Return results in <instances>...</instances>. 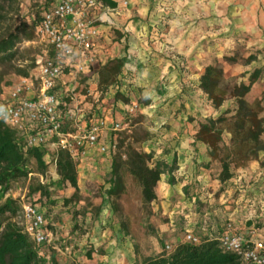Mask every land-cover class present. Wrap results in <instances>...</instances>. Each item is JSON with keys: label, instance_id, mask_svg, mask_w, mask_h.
<instances>
[{"label": "rangeland", "instance_id": "1", "mask_svg": "<svg viewBox=\"0 0 264 264\" xmlns=\"http://www.w3.org/2000/svg\"><path fill=\"white\" fill-rule=\"evenodd\" d=\"M154 1L156 2L153 3L151 12L167 16L163 17L167 23L164 29H167L173 37H176L174 44H180L189 51L195 49L196 46H203V50L208 52L204 57L202 56L203 58H201V54H189L183 60H180L179 56L175 54L168 55L167 59L176 61L183 72H191L197 75L204 74L206 67L218 64L224 72L225 87L233 89L242 83L248 85L250 75L255 70H262L260 80L254 85L245 100L250 105L259 101L262 111L260 117L264 118V31L262 30L261 33L263 34L261 35L260 32L255 34L243 26L245 23L243 18L250 11L247 6L249 0ZM262 8L264 10V5ZM4 12L5 19L0 23V40L10 34L17 33L18 41L15 48L17 51L15 59L11 63L0 61V79L3 90L17 84L23 78L19 75V71H25L31 75L39 57L47 49L46 44L36 37L33 28V20L39 12V6L36 3L28 0H10L5 5ZM163 18L160 17V19ZM112 32L111 39L115 44L118 42V37L122 35L114 30ZM180 36H186V40H180ZM250 56L256 57L257 61L248 65L246 59ZM226 58H233L237 63L230 64L225 61ZM113 60L122 59L113 58L108 60L105 65ZM102 68L95 76L94 85L82 78L79 90L82 97H85L80 100L82 107L90 112L86 113L89 118H98L102 116V113H95L96 108L104 105L109 111L104 116L109 117V121L115 117L116 113H123L121 122H112V124H120L121 128L118 132H110L111 128L109 129L107 144L110 141L115 142L117 146L115 153H118L120 141L123 139L125 145L122 151H125L127 146H132L146 153L144 150L154 136L152 129L155 128V125L140 109L141 106L148 105L149 101L141 98L136 102L129 98L131 92L129 90L132 84L127 82L131 79V76L129 74L124 76L126 65H124L122 75L117 80L120 83V89L115 90L114 87H110L108 92L102 95L99 88V74H101ZM189 68L190 70H188ZM125 78L126 81H124ZM132 80H134V77H132ZM89 90L92 95L88 94ZM99 98L100 103H98ZM119 103L125 104L127 107L121 109L120 106H117ZM132 107H135L134 113H128L129 108ZM237 107V102L229 97L227 102L219 109L222 113L214 119L219 118L227 110L230 111L229 117L234 116ZM230 138L231 135L225 133L223 145H229ZM262 139L264 140V135ZM114 154L99 158L105 159V157H108L112 165ZM87 158L90 159V156L86 155L81 160H74L78 171V184L81 183V188H79L80 202L65 206L64 201L70 199L75 191L61 182V178L58 172L56 174L54 168H49L43 179L41 176L34 175L37 173V165L31 160L27 169L33 175H29L26 179L12 181L8 187L0 189V206L10 202L14 203V214H8L6 217L20 229L26 231L23 207L39 199L34 190L38 189L39 185H44L47 187L50 197L40 200L39 209L46 219L48 232L53 237L58 238L54 241L55 245L65 250L69 243L74 246L75 242H84L92 223L103 210L107 211V219L112 222V226H119L125 236L130 237L129 240L133 249L137 255L141 256L143 263L148 259L168 255L166 246L172 245L174 237L184 234V229L180 230V225L183 224L182 220L184 223L190 221L193 226L190 228L192 230L193 228L196 229V224H200L201 220L211 222L212 218L215 224L213 221L212 223L216 226L215 231H217L218 223L223 225L228 221L233 222L236 215L242 214L246 216L243 221L244 226L247 227V224H251V227H255V229L264 230V153H260L256 161L248 163L246 169H232L234 178L238 180L237 189L230 195V198L224 200L225 202L220 197L225 186L217 188L214 194L212 188L203 190L195 182L192 185H187L190 194H186L185 199L192 206L188 210L197 215L194 217L195 214L191 216L190 214H176L173 222L175 227L172 228H175V230L172 234L173 237L170 238L168 236L170 234L166 231V225H170L169 228L171 229L172 223L168 216L164 214L162 206L157 207V205H154L155 202L144 206L140 188L129 176L126 178V190L119 197L110 198L107 191L110 189L111 167L97 166L95 164L99 159L97 157L90 168L84 169L82 167L83 161ZM155 161L159 160L155 158ZM211 166L213 177L218 178L221 165L213 162ZM87 177L91 179L87 181ZM208 190L213 195L207 198L206 203L198 197H201L202 193H206ZM254 191L258 193L256 196ZM219 200L221 203H219ZM173 202H176V200ZM178 205L177 203L174 206L177 207ZM174 206L172 208H175ZM254 234L255 231H250L248 235L254 236ZM255 235V239L262 240L264 233L262 231ZM63 236L64 238H62ZM40 249L44 252L45 249H50V247L45 245ZM55 253L59 255L58 252Z\"/></svg>", "mask_w": 264, "mask_h": 264}, {"label": "crops", "instance_id": "2", "mask_svg": "<svg viewBox=\"0 0 264 264\" xmlns=\"http://www.w3.org/2000/svg\"><path fill=\"white\" fill-rule=\"evenodd\" d=\"M112 1L117 4L115 9L104 6L102 9L99 8L95 15L97 27L101 32L100 59L103 64L113 58L124 60L126 65L124 76L128 74L131 76L129 81L124 79L132 84L129 98L136 102L141 98L149 101V104L145 107L141 106L140 110L151 120L155 128L152 129L154 136L144 151L153 154L156 159L166 163L169 167L174 166L175 168L174 172L168 171L161 176V182L156 191L157 200L154 203L157 207L162 206L164 214L171 220V229L170 225H166V231L171 235H168L170 238L173 237L172 234L175 230L172 228L175 227L173 222L176 214H190V216L195 214L194 217L197 215L188 210L192 206L185 199L186 194H190L187 185H192L195 182L203 190L212 188L214 194L217 188L222 187L218 179L213 177L212 166L209 168L206 166L211 162L208 147L197 142L195 138L199 124L209 117L216 118L222 111L216 110L200 89V78L203 73L197 75L183 72L176 61L167 59L170 54L179 56L180 60L187 58L189 54H201V58H203L208 52L203 50V46H196L195 49L189 51L180 44H174L176 37L164 29L167 24L164 18L167 16L151 12L153 3L156 1ZM263 5L264 0H249L247 6L250 11L243 18L244 28H248L255 34L260 32V35L263 34L262 30L264 31ZM160 17L164 18L160 19ZM112 30L122 35H118V42L115 44L111 39ZM179 39L186 40V36H180ZM132 103L135 105L134 102ZM117 106H120L121 109L127 107L122 103ZM118 113L110 120V124L113 121L121 122L123 120V113ZM107 138L108 134L104 135L102 143H107ZM87 156H90V159L87 158L83 161L84 169L90 168L92 162L96 160L95 158L104 155H101L97 150H92L88 152ZM92 157L93 159H91ZM95 164L103 168L111 167L108 157L97 159ZM87 178V181L91 179ZM237 182L238 180L233 178L225 186L226 188L224 187V192L222 191L220 196L222 201L230 198V195L235 192ZM79 188H81V183H79ZM187 188L189 191L185 192ZM70 190L69 192H71ZM206 193H202L198 198L207 203V198L213 194L210 190ZM254 193L255 196L258 194L256 191ZM175 200L176 202H173ZM177 203L179 205L175 207L174 205ZM219 203H221L220 200ZM173 206L175 208H172ZM106 214L107 211L102 210L95 218L84 242H75L74 246L69 243L65 250L55 245L54 241L58 238L50 234L51 242L48 244L50 249H45L44 254L49 257L51 251L58 252L59 255H56V259L59 264H142V258L135 253L129 240L130 237L125 236L119 226H112V222L107 219L108 215ZM245 217L242 214L236 215L233 219L235 226L245 234H249L250 231H255V234L262 231L264 233V230L255 229V227H251V224H247V227L244 226ZM182 222L185 226L180 225L181 231L193 227L190 221L184 223L182 220ZM194 222L196 221L194 220ZM205 222V220H201L200 224H196L198 233L202 230ZM211 234V232L201 233L205 236ZM255 234L254 238H256ZM182 237L181 234L174 237L172 244L182 243ZM262 241H264V235Z\"/></svg>", "mask_w": 264, "mask_h": 264}, {"label": "trees", "instance_id": "3", "mask_svg": "<svg viewBox=\"0 0 264 264\" xmlns=\"http://www.w3.org/2000/svg\"><path fill=\"white\" fill-rule=\"evenodd\" d=\"M10 0H0V23L5 19V5ZM55 0H45L46 6ZM103 6L115 9L117 4L112 0H99ZM41 10L38 12L36 20L39 19ZM33 20V28L37 21ZM17 33L8 35L0 40V61L11 63L16 55ZM226 62L236 64L233 58H226ZM257 61L256 57L250 56L246 59V64ZM123 60H113L108 62L101 70L99 88L102 95L108 92L110 87L115 90L120 89L117 81L122 75L124 68ZM23 78L29 76L25 71H19ZM262 70H255L249 77V84L244 83L229 89L225 87V78L222 68L218 64L206 67L204 74L200 78V89L212 102L216 110H219L228 100L232 98L237 102V110L234 116L229 117L227 110L219 118L209 117L199 125L196 133V141L205 144L209 150L211 162L206 165L208 168L213 162L221 165V172L218 181L222 187L226 186L234 178L232 169H246L248 163L256 161L260 153H264V118L260 117V102L250 105L245 100L260 80ZM119 87L118 89H116ZM3 92L2 81L0 79V96ZM101 98V97H100ZM100 98L99 102L100 103ZM104 107V105H101ZM225 133L231 135L229 145H223ZM125 141L122 139L119 145V152L113 155L111 165L110 189L107 195L110 198L119 197L126 190V178L131 177L139 186L142 203L144 206L151 205L157 200L156 189L161 181V176L165 172H174V166L169 167L162 161H155L153 154H146L132 146H127L125 151ZM37 165V173L34 175L45 177L49 165L44 161V154L38 150L24 153L17 145L16 133L0 122V189L8 187L12 181L28 178L33 175L27 169L30 161ZM57 172L61 182L70 186L75 192L70 199L64 201V205L78 203L80 199V189L78 184V171L74 159L65 152H61L57 161ZM235 179V178H234ZM189 188V187H188ZM188 188L185 192H188ZM38 194V200L31 203L39 207V202L43 198L50 197L48 189L44 185H39L34 190ZM222 192V191H221ZM194 200V199H193ZM198 202V201H197ZM14 214V203H6L0 206V264H59L56 253L51 252L47 257L44 252L37 247L32 238L17 225L12 223L6 216ZM213 221V219L211 218ZM205 222L207 233L211 235H201L199 245L180 244L171 255H161L148 259L143 264H241L239 257L225 253L220 246V237L227 225L218 223L215 231V222ZM229 222V221H228Z\"/></svg>", "mask_w": 264, "mask_h": 264}, {"label": "built area", "instance_id": "4", "mask_svg": "<svg viewBox=\"0 0 264 264\" xmlns=\"http://www.w3.org/2000/svg\"><path fill=\"white\" fill-rule=\"evenodd\" d=\"M28 1L41 10L39 19L34 18V30L47 49L31 75L3 90L0 122L16 133L17 145L24 153L41 151L56 174L61 152L74 160L85 158L92 150L105 156L114 154L115 142L102 143V139L110 128V132H118L120 124H110L104 116L109 111L102 106L95 111L102 113L101 117L89 118L86 113L90 112L80 102L85 97L79 93L82 78L93 84L105 65L100 59L101 32L95 16L103 4L99 0H55L46 6L45 0ZM134 111L132 107L128 113ZM23 210L25 232L37 247L48 245L51 235L39 207L30 203ZM197 230H184L181 244L199 245L201 233L207 229L204 225L199 233ZM219 241L221 249L239 257L241 264H264V241L243 233L233 222L227 223ZM178 246L167 245L168 255Z\"/></svg>", "mask_w": 264, "mask_h": 264}]
</instances>
